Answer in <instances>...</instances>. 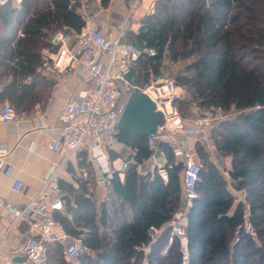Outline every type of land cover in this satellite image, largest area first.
<instances>
[{
	"label": "trees",
	"instance_id": "trees-1",
	"mask_svg": "<svg viewBox=\"0 0 264 264\" xmlns=\"http://www.w3.org/2000/svg\"><path fill=\"white\" fill-rule=\"evenodd\" d=\"M111 2L101 0V5L107 9ZM77 9L72 0H20V6L10 2L0 9V99L16 116L47 102L55 84L41 73L42 52L51 48L57 33L82 31L85 22ZM128 41L156 50L140 60L137 85L161 76L167 49L170 62L181 65L171 73L173 80L191 96L177 103L180 110L195 103L241 114L220 125L214 143L231 159V184L197 144L203 169L198 198L188 213L190 264H264V0H158L154 14L142 19ZM117 139L135 152L136 163L114 175L107 208L95 193L85 153L78 155V173H73L77 186L60 181L65 212L56 218L95 254H82L78 264H144L151 228L161 235L147 256L150 264H182L177 242L168 256L161 255L169 224L182 207V164L174 166L173 154L167 155L164 182L158 168H145L152 157L149 138L119 132ZM109 157L124 159L118 151ZM229 185L247 193L256 239L244 230L245 208L236 204ZM105 208L107 228L102 230ZM47 250L48 264H65L59 247L47 245Z\"/></svg>",
	"mask_w": 264,
	"mask_h": 264
},
{
	"label": "built area",
	"instance_id": "built-area-1",
	"mask_svg": "<svg viewBox=\"0 0 264 264\" xmlns=\"http://www.w3.org/2000/svg\"><path fill=\"white\" fill-rule=\"evenodd\" d=\"M99 0H72L78 3L77 12L85 22L81 32H59L51 39V48L42 52L44 60L42 75L59 83L70 78L76 79L84 86L83 92L71 94L62 109L60 123L49 129L52 152L63 151V159L49 169L43 180L42 188L25 206H15L0 199V207L4 216L13 220L10 227L25 224L28 231L25 242L17 249L16 254L22 258L13 262L4 255L5 241H0V264H48L49 253L47 245L59 247L65 264H76L79 257L88 252L81 238L66 233L63 223L56 218L57 214L65 212V193L60 187L62 170L72 156L89 153L94 169L95 183L99 187H110V182L116 173H121L134 165V151L127 149V157L115 162L110 160L107 147L122 146L117 139L118 124L125 111L131 94L138 90L147 95L163 113L164 126L149 138L148 148L152 152L149 162L152 170L159 169V175L164 182L168 181V173L157 163L156 157H166L173 154L174 166L182 164L183 183L182 207L169 224V240L163 247L161 255H169L177 242L182 257V264H190L189 239L187 234L188 213L194 201L198 198L197 186L202 182L201 172L203 162L199 154L190 145L191 140L206 142L208 156L211 162L227 179L229 172L224 168L227 163L225 156L218 152L215 144L209 145L207 138L208 125L217 123L213 120L189 121L184 118L177 107L183 100L182 89L175 80L157 79L152 84L139 86L135 80L127 76L145 56L156 55L155 49H149L127 40V22L132 20L137 10L142 8L144 0H133L127 15L126 24L114 39L104 35L98 23L91 17V6ZM158 0H156L157 2ZM12 0H0V9ZM147 9L152 15L155 4ZM165 56L169 52L165 50ZM2 89L0 88V96ZM221 112V109H219ZM0 122L15 132L25 128L22 119L16 116L9 103L3 105ZM183 138V140H179ZM126 149V148H125ZM35 151V145L30 147ZM8 155V149L0 146V161ZM148 163V162H147ZM142 170L143 166L139 167ZM11 170V168H9ZM24 185L16 181L12 192L21 194ZM236 204L244 206V230L253 239L257 234L251 224V212L248 195L245 191L232 189ZM161 231L151 228L149 236L151 243L143 248L144 264H150L147 256L152 252V246L158 242Z\"/></svg>",
	"mask_w": 264,
	"mask_h": 264
},
{
	"label": "crops",
	"instance_id": "crops-1",
	"mask_svg": "<svg viewBox=\"0 0 264 264\" xmlns=\"http://www.w3.org/2000/svg\"><path fill=\"white\" fill-rule=\"evenodd\" d=\"M16 1H18L20 6V0ZM132 1L133 0H118L117 2V0H112L111 2L112 8L114 6L115 8L120 7L119 4L125 5L124 9H126V13L124 18L120 17L116 11L112 13V8L104 10L101 5V0L91 6V17L96 20L107 38L114 39L118 36L124 24H126ZM154 2H156V0H144L142 9H148L150 4ZM101 9H103L102 12ZM141 12L142 11L139 13ZM143 15L144 13L142 12L138 19L127 22L126 28L128 29V35L130 33L137 34L139 32L141 21L144 17ZM134 68L137 72V66ZM43 76L48 81L54 83L55 86L52 88L50 96L44 105H37L31 115L19 117L24 121L25 128L20 132H15V129L0 122V146H4L8 149V155L3 161H0V199L6 200L15 206H25L29 203L42 188L43 180L51 166L59 163L63 159L62 150L52 152L49 149L52 140L49 129L59 125L62 109L68 97L71 94L80 95L84 89L83 84L73 78L57 83L48 76ZM6 103L8 102L0 99V114L3 105ZM179 140H183V138H179ZM33 145H35L34 152L30 151V147ZM120 148L123 149L122 146H120ZM156 160L161 166H164L166 163V157L161 155H158ZM9 168H11V170ZM70 168L73 169L72 173L69 171ZM145 168L151 169L152 163L148 161ZM74 172L78 173V156H72L69 159L67 165L62 170L60 181H65L77 186L73 176ZM16 181H21L24 185L21 194L12 192V187ZM100 188L107 190L105 195L100 197L105 206L107 205L108 190H110V188L107 186ZM12 222L13 220L10 216H4L2 214V209L0 207V241H5L3 252L6 258L16 262L22 258L20 255L16 254V251L25 242V234L28 231V227L22 223L10 229Z\"/></svg>",
	"mask_w": 264,
	"mask_h": 264
},
{
	"label": "rangeland",
	"instance_id": "rangeland-1",
	"mask_svg": "<svg viewBox=\"0 0 264 264\" xmlns=\"http://www.w3.org/2000/svg\"><path fill=\"white\" fill-rule=\"evenodd\" d=\"M117 2H118V0H117ZM12 5L13 6H19L18 1L12 0ZM119 6L120 7L115 8V6H114L112 8L111 5H110L109 8H112L113 9L112 13H115V11H116V13L118 15H120V17L124 18L125 17V13H126L125 12L126 9H124V6L125 5L119 4ZM141 9L142 8H140L139 10L144 13V15H143L144 17L143 18H145L146 15L148 14L147 8H144L142 10ZM102 11H103V9H101V12ZM140 11L136 12L135 16L132 18V21L133 20L135 21V19H138V17L142 13V12L139 13ZM137 13H138V15H137ZM135 24H136V22H135ZM137 24H138V22H137ZM131 42L132 43H135L133 41H131ZM138 64H137V70H138V67H139ZM180 67H181V65H175L174 66L170 62L168 56H166V58L163 61V67H162L161 76L158 77V78L151 77L150 81L147 84H152L153 82H156L157 79H171V80H173L174 79V76L172 74L173 73L174 74L177 73V71L180 69ZM136 78H138L136 69L135 68H132L131 73L127 76V79L130 80V81H133ZM136 81H137V79H136ZM3 83L4 82H0V88L1 89H2ZM147 84H144L142 86H145ZM181 89H182V97H183V100L185 99L187 101H190L191 100V96L188 94L187 90L185 88H181ZM33 112H31L29 114L28 113H23L22 115H20V117L30 115ZM180 112H181L182 116L184 118L188 119L189 121H196V120L207 121V120H213V119L217 120L216 121L217 123L213 124L212 126L208 125V127H206V129H207V138H208V140H210V141L207 142L209 145H212V144L215 143L216 138H217V135H218V131H219V128H220V125L222 123H224L226 121H229V120H232L235 117H239L241 115L240 113H238V112H236L234 110H231L229 112H226V111L221 110V112H220L219 109H216L215 110V109L202 108V107L197 106L195 103H191L184 110H180ZM197 144L200 147H203L204 150H205V152L208 154L206 142H204V141L203 142H201V141L200 142H198V141L196 142L195 140H191V144L190 145H192V148H194L196 150V152H197ZM106 150H107L108 154H109L110 151H114V152L115 151H118V153H121V155L124 158L127 157V153H128V150L127 149H125V148L121 149L119 145H114L112 147H107ZM90 159L91 158H90L89 153L85 152V162H86L85 164H86V166L88 164H90L91 173L94 175V169H93V166L91 165ZM226 159H227V163L224 164V165H222V166H224L225 169H228L229 168V165L231 163V159L230 158H227V157H226ZM223 177H224V179L226 180V182L228 184L229 183L231 184V179H227V177H225V176H223ZM232 189H234V188H232V185H229V190L231 192H232ZM106 191H107L106 189L100 188L96 184V192L95 193H96V195H97V197L99 199H100V197H103V195H105ZM108 192H109V190H108ZM99 201L102 202L101 199ZM105 206L107 208V205H105ZM106 208L104 209L103 215H102V218H101V227H102V230L104 228H107V210H106ZM87 253H89L90 255H94L95 256V254L92 253V252H90L89 250H88ZM76 264H78V262Z\"/></svg>",
	"mask_w": 264,
	"mask_h": 264
},
{
	"label": "water",
	"instance_id": "water-1",
	"mask_svg": "<svg viewBox=\"0 0 264 264\" xmlns=\"http://www.w3.org/2000/svg\"><path fill=\"white\" fill-rule=\"evenodd\" d=\"M163 126L164 116L158 111L156 104L144 93L134 91L119 121L118 131L135 137L150 138Z\"/></svg>",
	"mask_w": 264,
	"mask_h": 264
}]
</instances>
